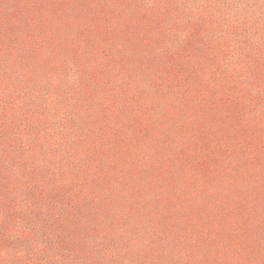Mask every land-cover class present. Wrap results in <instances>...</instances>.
<instances>
[{
	"label": "rangeland",
	"instance_id": "rangeland-1",
	"mask_svg": "<svg viewBox=\"0 0 264 264\" xmlns=\"http://www.w3.org/2000/svg\"><path fill=\"white\" fill-rule=\"evenodd\" d=\"M0 264H264V0H0Z\"/></svg>",
	"mask_w": 264,
	"mask_h": 264
}]
</instances>
